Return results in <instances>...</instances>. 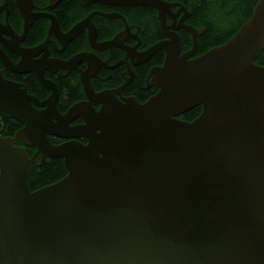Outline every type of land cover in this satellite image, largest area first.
<instances>
[{
	"label": "water",
	"instance_id": "water-1",
	"mask_svg": "<svg viewBox=\"0 0 264 264\" xmlns=\"http://www.w3.org/2000/svg\"><path fill=\"white\" fill-rule=\"evenodd\" d=\"M57 1L49 0L47 7ZM82 1L154 6L163 33L172 41L135 52L138 43L122 45L129 36L137 39L129 33L132 26L116 13L97 11L62 34L54 17L30 12L35 7L31 0H16L24 18L19 36L7 24V0H2L6 26L0 25V42L21 60L13 65L1 50L0 60L11 71H33L52 94L38 103L25 94V86L19 89L21 84L0 76V109L25 125L15 139L0 136V264H264V58L262 64L252 61L264 49V0L257 1L250 18L225 43L191 60L186 58L195 51V36L205 28L195 31L182 24L190 12L180 4ZM174 5L179 9L172 14L168 7ZM180 10L183 15L174 27ZM164 13L173 20L169 26ZM93 14L121 18L124 30L110 41L95 43L89 23ZM36 17L50 19L46 40L33 48L19 47ZM84 27L90 46L109 48V53L110 47H119L133 64L164 48L162 65L152 67L147 77L154 75L150 82L159 88L157 93L143 103L120 96L135 77L125 59L113 66L90 53L68 61L46 59L51 32L63 50ZM178 27L191 33L192 49L183 55L178 36L167 31ZM40 51L43 55L31 60ZM81 60L87 63L84 72L76 67ZM120 63L127 67L122 77L130 75L126 83L94 93L89 77H97L100 65L113 68ZM43 69H59L63 76L68 69L79 71L89 102L57 113V89L42 79ZM29 101L47 108L35 111ZM98 103L96 110L92 104ZM196 105L201 110L195 118H177ZM79 115L83 123L68 124ZM45 132L72 140L53 145ZM80 136L86 143L75 139ZM17 138L36 145L37 152L30 158L23 146L14 145ZM42 153L61 157L66 174L30 190L28 169L32 162L40 165Z\"/></svg>",
	"mask_w": 264,
	"mask_h": 264
},
{
	"label": "flooded vegetation",
	"instance_id": "flooded-vegetation-1",
	"mask_svg": "<svg viewBox=\"0 0 264 264\" xmlns=\"http://www.w3.org/2000/svg\"><path fill=\"white\" fill-rule=\"evenodd\" d=\"M165 3H178L187 13L190 12L182 20V24L191 27L193 30L198 31L201 28H205L201 34H196V48L195 51L186 59H194L203 54L208 49L225 43L230 37H232L240 26L247 21L252 15L253 8L258 0H160ZM33 6L30 9L31 13H47L55 18L57 29L60 33H68L74 25L84 20L92 12H101L103 14L116 13L123 17L129 28V33L136 34L137 39L133 37H127L122 41V45L129 48L135 47V52H143L155 44L167 40L172 41L162 31L160 22L158 19V9L154 6L145 4H105L100 2L84 3L82 0H58L54 6L47 7L49 0H31ZM2 6V0H0V7ZM46 7V8H45ZM6 9L8 10L7 24L10 29L16 35L23 34L24 18L20 16L16 0H7ZM168 9L174 14L179 5L169 6ZM6 12L4 9L0 10V25L6 26L5 21ZM183 11L180 10L175 17L174 27L182 17ZM165 25L169 26L173 23L172 18L164 13ZM95 29V43H102L110 41L115 35L124 30V23L119 17L106 18L99 14H93L89 20ZM51 26L50 19L44 17L34 18L26 29L23 39L18 43L21 48H33L42 44L47 38V32ZM143 30L137 32V28ZM167 31L172 32L178 36L179 39V53L183 55L192 49L191 33L178 27L177 29L167 28ZM1 37L5 40H10V35L1 33ZM49 42L46 44L48 55L46 59H56L61 61H68L80 53H90L95 55L99 61L106 62L107 66H113L116 62L124 60L126 53L119 47H110L106 49H95L90 46L88 42V29L84 27L75 37L68 40L62 50L61 44L57 41L53 33L48 36ZM55 46V48H54ZM0 50L6 56V58L13 64L17 65L21 60V55L12 52L7 49L0 42ZM61 50V51H60ZM263 53V57L259 59L256 64H262L264 58V49H259ZM44 51H40L36 56L31 57V60L39 59L43 55ZM166 50L159 48L154 51L147 60L133 64L129 58L125 61L129 66V69L134 73L135 77H132L120 91L122 98H133L139 103L147 101L151 96L155 95L158 91L157 85L151 84L150 80L154 78V75L149 76L152 67L162 65ZM136 57H133L135 62ZM77 69L84 72L87 69V63L85 60H81L77 65ZM0 76L4 81L21 84L19 89H24L25 94L33 96L38 103L43 100H47L52 90L42 86L37 80L33 71L27 72H15L6 68L3 62L0 60ZM127 71L125 64L120 63L113 68H106L100 65L97 71V77L90 76L89 82L91 83L94 93H101L104 90H115L126 83L124 78H130L129 74L122 73ZM80 72L75 69H68L66 75H61L59 69L51 71L49 69H43L42 79L51 82L57 89V98L55 101V109L57 113H64L72 104L79 102H89L86 97L83 84L79 82ZM146 78L148 87L146 88ZM79 82V83H78ZM138 82V83H137ZM140 86H139V85ZM146 89H141V88ZM114 97L121 100L119 95L113 94ZM28 104L35 111L45 110V106H37L33 101H29ZM92 106L98 110L101 103L92 104ZM201 110V105H196L193 108L179 114L178 116L190 117V119L182 118L183 120L190 121L195 118ZM197 112V113H196ZM196 113V114H195ZM195 114V115H194ZM194 115V116H193ZM177 116V118H178ZM53 122L56 120L53 117L50 118ZM83 123L82 116H77L71 121L69 125H77ZM24 123L19 119L7 114L0 109V136L1 139L10 138L15 139V134L19 130L24 128ZM47 141L53 145H58L71 141L70 138L60 137L55 134H49L45 132ZM83 143H86V139L83 136L75 138ZM16 146H23L31 158L37 152V146L25 145L20 138L14 142ZM42 159L40 165L37 162H32L31 167L28 169L27 181L30 190L37 189L44 185L53 183L66 174L63 159L61 157H55L42 153ZM53 169L52 173L40 177V173L47 169ZM36 176V177H35Z\"/></svg>",
	"mask_w": 264,
	"mask_h": 264
},
{
	"label": "trees",
	"instance_id": "trees-1",
	"mask_svg": "<svg viewBox=\"0 0 264 264\" xmlns=\"http://www.w3.org/2000/svg\"><path fill=\"white\" fill-rule=\"evenodd\" d=\"M263 57V53H261L260 52V50H257L256 52H255V54L253 55V57H252V61L253 62H257L259 59H261ZM197 113V112H196ZM195 113V114H196ZM194 114V115H195ZM193 115V116H194ZM190 117L191 116H189V117H186V116H183V117H181V116H178V118L179 119H182V118H185V119H190ZM53 169H55V168H50V169H47V170H45L44 172H42V173H40V177H44L45 175H48V174H50V173H52V171H53ZM36 177V176H35Z\"/></svg>",
	"mask_w": 264,
	"mask_h": 264
}]
</instances>
